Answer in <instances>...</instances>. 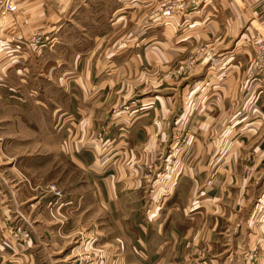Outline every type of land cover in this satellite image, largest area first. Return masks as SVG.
Returning a JSON list of instances; mask_svg holds the SVG:
<instances>
[{"label": "crops", "instance_id": "0c3cea01", "mask_svg": "<svg viewBox=\"0 0 264 264\" xmlns=\"http://www.w3.org/2000/svg\"><path fill=\"white\" fill-rule=\"evenodd\" d=\"M5 1L0 264H254L264 0Z\"/></svg>", "mask_w": 264, "mask_h": 264}, {"label": "built area", "instance_id": "2783aa9c", "mask_svg": "<svg viewBox=\"0 0 264 264\" xmlns=\"http://www.w3.org/2000/svg\"><path fill=\"white\" fill-rule=\"evenodd\" d=\"M4 7L8 11L16 10L17 6L13 2L5 1ZM184 5L182 3H166L163 4L162 14L165 16H171L175 13L176 9L183 8ZM45 36L41 32H35L30 35V41L34 44H41L44 42ZM255 45H256V52L251 60L252 66L255 68L256 73L261 77V79L264 81V36H260L255 38ZM171 166L170 162H167L163 169L158 172L159 177H164L165 174L169 171ZM49 192L53 193L57 198H60L63 196L62 189L56 184V183H50L48 185ZM53 208V207H51ZM19 233V232H18ZM19 237V240L21 239V243L26 242L28 239L27 234L25 232H21L17 234ZM92 259V256L87 253L84 255L83 261H81V264H88L90 260ZM83 262V263H82Z\"/></svg>", "mask_w": 264, "mask_h": 264}, {"label": "rangeland", "instance_id": "374dc122", "mask_svg": "<svg viewBox=\"0 0 264 264\" xmlns=\"http://www.w3.org/2000/svg\"><path fill=\"white\" fill-rule=\"evenodd\" d=\"M166 3L171 4L173 2H166L165 1L164 4H166ZM187 65H190V64L187 63ZM187 65H186V67H187ZM176 73L177 72H175L172 69L168 70L169 76L173 79L176 78ZM178 127H179V125L176 127V131L177 132L180 131V133H181L180 136H177V137H180L179 138V144H180L181 142L184 141L183 137L185 135L184 130L186 129V127L185 126H182V128H178ZM172 137H176V134H173ZM249 171H250V169H249ZM24 174L22 173L23 176H25ZM261 198H262V201H260ZM253 202H254V204H253L252 209L250 211V214L253 211L252 217L250 218V222H251L250 224L254 225V226H252V228L250 229V231L248 233V236L246 237L247 243L243 244L245 247V249H244L245 251L242 250L241 254L243 257L246 256L245 260H247V257H248V260L251 263L259 264V262L263 261V258L260 257V255L263 256V253L260 251L264 250V187L261 189L260 195L258 197H256V200ZM20 241H22V240L20 239ZM77 243L78 242H76V244ZM247 248L250 249L249 253H248ZM240 249H242V248L240 247Z\"/></svg>", "mask_w": 264, "mask_h": 264}, {"label": "bare ground", "instance_id": "6f19581e", "mask_svg": "<svg viewBox=\"0 0 264 264\" xmlns=\"http://www.w3.org/2000/svg\"><path fill=\"white\" fill-rule=\"evenodd\" d=\"M263 203V202H262Z\"/></svg>", "mask_w": 264, "mask_h": 264}]
</instances>
